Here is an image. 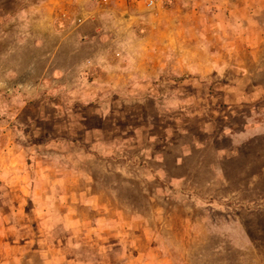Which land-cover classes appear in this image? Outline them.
Here are the masks:
<instances>
[{"label": "rangeland", "instance_id": "1", "mask_svg": "<svg viewBox=\"0 0 264 264\" xmlns=\"http://www.w3.org/2000/svg\"><path fill=\"white\" fill-rule=\"evenodd\" d=\"M0 264H264V0H0Z\"/></svg>", "mask_w": 264, "mask_h": 264}, {"label": "crops", "instance_id": "2", "mask_svg": "<svg viewBox=\"0 0 264 264\" xmlns=\"http://www.w3.org/2000/svg\"><path fill=\"white\" fill-rule=\"evenodd\" d=\"M205 10H206L205 8L203 10L201 8L195 9L193 5L192 8L188 7L186 11L178 12V13H181V15H178L179 16L178 18L184 19L183 23L185 24L184 25L182 22H178V25L180 24L183 25V26L181 25L180 30L183 31L185 29L193 28L195 29V31L198 30L199 32L200 30L201 33L203 32L206 33L205 36H207V16L203 14V13H206ZM193 29L192 31H194ZM176 40L179 41V38H177ZM189 66H192V64ZM200 70H204L203 67ZM205 72H207V69H205Z\"/></svg>", "mask_w": 264, "mask_h": 264}, {"label": "built area", "instance_id": "3", "mask_svg": "<svg viewBox=\"0 0 264 264\" xmlns=\"http://www.w3.org/2000/svg\"><path fill=\"white\" fill-rule=\"evenodd\" d=\"M143 1L145 2V4H147L148 6H151V7L154 4V0H143ZM77 20H78V22H81L82 18L78 17ZM90 62H91V58L88 59V63H90ZM91 64H93V62Z\"/></svg>", "mask_w": 264, "mask_h": 264}]
</instances>
